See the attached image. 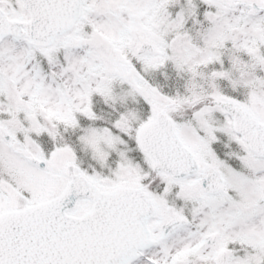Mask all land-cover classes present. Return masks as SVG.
Masks as SVG:
<instances>
[{"label": "snow or ice", "instance_id": "1", "mask_svg": "<svg viewBox=\"0 0 264 264\" xmlns=\"http://www.w3.org/2000/svg\"><path fill=\"white\" fill-rule=\"evenodd\" d=\"M0 264H264V0H0Z\"/></svg>", "mask_w": 264, "mask_h": 264}]
</instances>
